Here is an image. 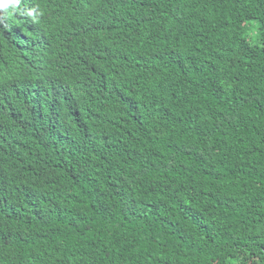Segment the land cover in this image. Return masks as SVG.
Here are the masks:
<instances>
[{
	"label": "trees",
	"instance_id": "16d2710c",
	"mask_svg": "<svg viewBox=\"0 0 264 264\" xmlns=\"http://www.w3.org/2000/svg\"><path fill=\"white\" fill-rule=\"evenodd\" d=\"M10 8L0 264H264V0Z\"/></svg>",
	"mask_w": 264,
	"mask_h": 264
},
{
	"label": "clouds",
	"instance_id": "9594fccd",
	"mask_svg": "<svg viewBox=\"0 0 264 264\" xmlns=\"http://www.w3.org/2000/svg\"><path fill=\"white\" fill-rule=\"evenodd\" d=\"M26 5H29V4H28V1H27ZM11 10H12V12H11ZM9 13H13V9H12V8L7 9V10L3 11L2 13H0V19L6 21V19H7L8 15H9ZM13 28H14V27H13ZM7 29H11V32H13V30H12V28H11L10 26H5V31H6Z\"/></svg>",
	"mask_w": 264,
	"mask_h": 264
},
{
	"label": "snow or ice",
	"instance_id": "6c2138e0",
	"mask_svg": "<svg viewBox=\"0 0 264 264\" xmlns=\"http://www.w3.org/2000/svg\"><path fill=\"white\" fill-rule=\"evenodd\" d=\"M10 3V0H0V6L7 5Z\"/></svg>",
	"mask_w": 264,
	"mask_h": 264
}]
</instances>
